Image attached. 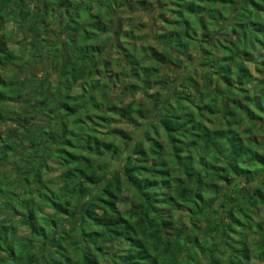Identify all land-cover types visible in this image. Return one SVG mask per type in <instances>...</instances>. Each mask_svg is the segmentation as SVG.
I'll list each match as a JSON object with an SVG mask.
<instances>
[{
    "label": "trees",
    "instance_id": "trees-1",
    "mask_svg": "<svg viewBox=\"0 0 264 264\" xmlns=\"http://www.w3.org/2000/svg\"><path fill=\"white\" fill-rule=\"evenodd\" d=\"M110 1H0V264H264V0Z\"/></svg>",
    "mask_w": 264,
    "mask_h": 264
},
{
    "label": "rangeland",
    "instance_id": "rangeland-1",
    "mask_svg": "<svg viewBox=\"0 0 264 264\" xmlns=\"http://www.w3.org/2000/svg\"><path fill=\"white\" fill-rule=\"evenodd\" d=\"M121 1L122 0H111L110 1V5H112V7L114 9V16L118 19V21H119L118 24L122 27V29H123V27L129 26V24H135L136 26H138L140 24H145L146 26L154 25V26H156V30L158 32H161L162 30L164 32V31L168 30V27L166 26L167 22H164V19L166 20V18L168 17L169 21L172 22L173 25H175L177 23V21H178V18L176 16H173V14L169 15V14H167L168 12L161 10L162 6L160 7L159 5H153V6L150 7V9H145L141 5H138V0H127V6L125 7L127 10L124 11V12L123 11H116L117 8L122 6ZM149 1H151V0H149ZM71 2H72V6H73L78 1H71ZM188 2H189V0H188ZM188 2H186V4ZM1 3L3 4V2H0V4ZM99 4L105 6V1H103V2H101ZM174 8L176 9L175 6H174ZM123 9H124V7H123ZM6 11H3V10L1 11L3 17L0 18V33L2 32V33H5V34H7V33L9 34V33L14 32V30L16 29V23H17L16 21L17 20L14 18V16L12 17ZM159 11H160L161 14H159ZM202 20H203V22L205 21L204 19H202ZM190 21H191L192 25H193V23H195V20H192L189 17L187 22H190ZM107 23L112 25L113 24L112 23V19H109L107 21ZM156 30H154V31H156ZM151 31L152 30L146 29V32L144 31L143 33H147L149 35L151 33ZM158 32H157V36L159 35ZM149 45L155 46V47L157 46L156 43H152V42ZM11 46L13 48L14 47L16 48V44L15 45L11 44ZM38 66L39 67L37 69H38V72H39L41 65H38ZM188 72H190V66L188 67V69H187V66L183 70H178L177 69L178 76L182 80L186 79V76H188ZM168 74H171V73L168 72ZM80 92H81V88L76 87L74 92H73V94L77 95V94H80ZM142 122L143 121L140 122V128H142V126H143ZM117 125H118V128L124 130L126 132V134H128V135L134 136V138H135V136H137V133L140 131V129L139 130L138 129L135 130V129L131 128L128 125H123L122 123H119ZM110 140H116V139H110ZM120 145H121V147H125L126 146L125 143H121ZM128 146H130V145H128ZM124 157H125V154H123V156L121 158H124ZM114 164L112 165V168L114 166H116ZM128 205L130 206V203H128ZM176 215L179 216V214H176ZM18 228H19L20 231H23V230L26 231L27 230L25 227L22 226V224L19 225ZM107 246H108L109 249H111L113 247L112 244H107ZM103 263L104 264H109V263H106L105 260H103ZM110 264H113V263H110Z\"/></svg>",
    "mask_w": 264,
    "mask_h": 264
},
{
    "label": "crops",
    "instance_id": "crops-1",
    "mask_svg": "<svg viewBox=\"0 0 264 264\" xmlns=\"http://www.w3.org/2000/svg\"><path fill=\"white\" fill-rule=\"evenodd\" d=\"M163 31V30H162Z\"/></svg>",
    "mask_w": 264,
    "mask_h": 264
}]
</instances>
